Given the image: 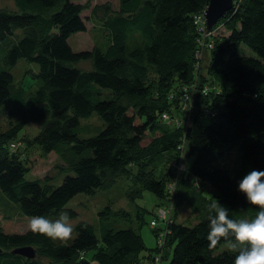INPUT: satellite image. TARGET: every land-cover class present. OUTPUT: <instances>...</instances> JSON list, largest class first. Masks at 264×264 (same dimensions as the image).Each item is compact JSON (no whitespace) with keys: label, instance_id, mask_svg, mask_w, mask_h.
I'll list each match as a JSON object with an SVG mask.
<instances>
[{"label":"trees","instance_id":"obj_1","mask_svg":"<svg viewBox=\"0 0 264 264\" xmlns=\"http://www.w3.org/2000/svg\"><path fill=\"white\" fill-rule=\"evenodd\" d=\"M12 1L16 10L0 6V215L72 218L66 206L78 194L131 179L128 200L154 194L159 225L149 249L147 210L135 204L109 202L96 225L79 222L67 240L0 223V264H233L236 252H218L226 241L208 246L209 206L218 201L237 220L259 211L238 185L264 171V0H234L211 29L198 23L209 0ZM87 9L94 46L78 51L72 39L87 31ZM20 59L38 65L28 71L34 86L15 80ZM93 114L95 130L82 125ZM35 150L55 152L72 174L59 186L28 178ZM183 205L195 222L178 220ZM27 246L35 259L13 253Z\"/></svg>","mask_w":264,"mask_h":264},{"label":"rangeland","instance_id":"obj_2","mask_svg":"<svg viewBox=\"0 0 264 264\" xmlns=\"http://www.w3.org/2000/svg\"><path fill=\"white\" fill-rule=\"evenodd\" d=\"M2 1L5 2L3 3ZM2 1L0 0V6H12L11 9L16 10V7L12 0ZM75 2L83 4L89 2L92 7L96 4L106 2H110L114 6V8H117L119 5V0H76ZM90 13L91 9H87L82 14L83 18L86 20L87 31L84 33H79L77 34V36L73 37L72 46L75 50L79 51L91 49L94 46L92 36V29L94 25L93 22L89 20ZM221 33L225 34L228 32L223 29ZM80 66L85 69L91 68L90 63H83ZM37 69L38 65L27 62L25 59H20L16 67L13 68L12 73L15 76L16 81L21 82L27 87H30L35 85V80L31 77V74L28 71L36 72ZM84 124L88 125L91 130H95L101 125V121L98 118L97 114H93L91 117L82 120V125ZM31 127L33 126L26 127L25 132H28ZM32 132H34V129L32 130ZM80 133L82 134L81 131ZM184 161H186V159H184L183 162ZM30 162L32 166V178L30 176H28V178L33 179V177H35L44 179L46 177H50L52 178L50 182L53 186H59L65 176L72 174L70 172L67 173V171L64 170H59V166L63 165V162L59 159L58 155L55 152H52L44 157V155L39 154V151L35 150V152L30 154ZM172 183L173 182H169L168 186H172ZM134 187L135 186L133 180L120 179L112 188L98 190L94 195H86L81 193L75 196L68 202L66 206L67 209L73 210L77 213L76 216L70 218L73 233L75 234V228L81 221L96 225L98 211L104 208L109 202H112L113 207L116 209L123 208L129 211H132L133 204H135V206L144 207L147 210L144 216L145 223L140 229V232L144 239L146 247L149 249H154L157 245V239L154 233V229L151 227L150 223L153 219L152 211H155L156 205L158 203L157 197L150 192H145L142 199L137 198V200H135L134 203L131 204L127 198V194H129L134 189ZM165 201H168V199ZM168 203L169 201L166 204ZM173 207L174 212L177 211L176 206H174V202ZM56 218L57 217H52L51 219L54 220ZM178 220L189 223L196 221L195 215L191 213L190 209L186 205L178 207ZM28 221L29 218L27 217H11L10 219H5L3 215H0V223L5 231L9 233H24L28 231ZM160 225H162V223H160ZM98 233H100V231H98ZM227 249L231 248L229 247L228 243H225L220 246L218 252ZM147 254V252L144 253V255ZM170 258L171 256H168L167 259L162 261V263L170 264ZM148 264H150V262Z\"/></svg>","mask_w":264,"mask_h":264},{"label":"clouds","instance_id":"obj_3","mask_svg":"<svg viewBox=\"0 0 264 264\" xmlns=\"http://www.w3.org/2000/svg\"><path fill=\"white\" fill-rule=\"evenodd\" d=\"M208 29V28H207ZM238 191L246 202L259 209L249 219H232L229 209L217 202L209 206V232L206 237L209 248H215L223 239L236 252L233 264H264V171L252 170L238 185ZM27 228L33 234L52 240H67L73 228L67 212H60L56 219L44 216L29 218Z\"/></svg>","mask_w":264,"mask_h":264},{"label":"water","instance_id":"obj_4","mask_svg":"<svg viewBox=\"0 0 264 264\" xmlns=\"http://www.w3.org/2000/svg\"><path fill=\"white\" fill-rule=\"evenodd\" d=\"M233 3L234 0H209V4L204 11L207 20V28L211 29L220 18L231 10ZM13 253L25 256L28 259H35L37 256L36 250L31 246L15 249ZM86 262L81 264H86Z\"/></svg>","mask_w":264,"mask_h":264},{"label":"built area","instance_id":"obj_5","mask_svg":"<svg viewBox=\"0 0 264 264\" xmlns=\"http://www.w3.org/2000/svg\"><path fill=\"white\" fill-rule=\"evenodd\" d=\"M205 15V14H204ZM198 23H200L201 24V26L200 27H206V29H207V23L204 25V22H201V21H198ZM170 188L172 189V186H170ZM170 211V210H169ZM156 214H157V216H158V218L161 220H167V221H169L170 220V217L168 216V211H167V209L165 208V207H158L157 208V210H156ZM159 225V222H158V220H156V219H153L152 221H151V226L152 227H157ZM165 226H167L166 224H165Z\"/></svg>","mask_w":264,"mask_h":264},{"label":"bare ground","instance_id":"obj_6","mask_svg":"<svg viewBox=\"0 0 264 264\" xmlns=\"http://www.w3.org/2000/svg\"><path fill=\"white\" fill-rule=\"evenodd\" d=\"M16 255H19V254H16ZM22 256V255H21Z\"/></svg>","mask_w":264,"mask_h":264},{"label":"crops","instance_id":"obj_7","mask_svg":"<svg viewBox=\"0 0 264 264\" xmlns=\"http://www.w3.org/2000/svg\"><path fill=\"white\" fill-rule=\"evenodd\" d=\"M163 264V263H162Z\"/></svg>","mask_w":264,"mask_h":264}]
</instances>
